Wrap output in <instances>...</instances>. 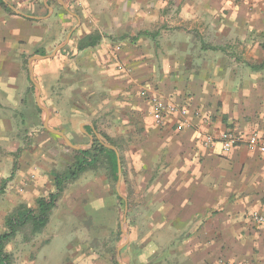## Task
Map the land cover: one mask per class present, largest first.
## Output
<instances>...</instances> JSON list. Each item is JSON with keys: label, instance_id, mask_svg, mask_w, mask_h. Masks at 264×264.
Returning a JSON list of instances; mask_svg holds the SVG:
<instances>
[{"label": "rangeland", "instance_id": "374dc122", "mask_svg": "<svg viewBox=\"0 0 264 264\" xmlns=\"http://www.w3.org/2000/svg\"><path fill=\"white\" fill-rule=\"evenodd\" d=\"M52 1L57 12L72 22L70 27L77 26L71 32L64 31L62 40L71 33L69 40L63 50L54 54L60 43L52 40V35L58 28L54 18L47 21L51 29L42 51L49 57L36 64L35 58L32 59L33 79L38 85L31 79V117L27 132L22 125L25 119L28 122L23 115L28 112L27 106L8 111V114L14 113L15 146L19 145L20 150L15 153L14 186L8 183L9 196L0 197L3 217L0 233L5 227L4 218L20 204L35 208L38 197L55 191L52 173L63 172L73 161V153L65 140L43 124L47 113V123L64 131L73 144L83 149L92 148L97 141L116 147L122 177L115 178L113 165L102 156L99 166L87 170L68 185L42 233L32 235L28 226L7 244L13 264H25L53 236L74 251L77 262L74 264H115L113 245L116 259L123 264H264V245L260 247L258 239L240 237L229 245L227 253L217 252L215 248L206 252L202 250V242L212 245V239L202 240V222L166 219L183 217L185 214H179L184 209L166 204L167 190H154L153 178L157 174L150 179V164L145 168L147 174L143 173L140 165L143 159L134 151V143L143 140L142 133L138 127H128L125 133L123 120H131L134 115L124 110L116 95L108 91L121 89L122 85L128 89L139 83L127 79L130 76L128 50L145 48L147 53L167 54L177 49L184 53L188 48L186 43L192 49V57L188 55L186 61L172 63L178 70L171 73V79L177 80L178 75L187 74V69L197 71L200 65L206 64L220 79L229 75L243 82L248 68L221 52L201 51V41L223 46L228 53L241 55L246 49V54H253L254 44L264 43V0H231L233 7L224 3L215 14L194 13V18L186 14L183 15L186 21L179 7L191 5L202 12L200 7L208 5L205 0H61L75 14L63 11L59 1ZM160 6L165 7L163 13L158 12ZM162 25H182L190 30L165 31L157 45L146 37H142L141 44L130 42V37L146 30V26H155L151 31H156ZM198 27L200 30L195 29ZM91 34L103 36L101 45L81 50V41ZM37 48L31 47L25 58V79L28 59ZM113 50L116 52L111 56ZM256 53L264 55V52ZM119 64L125 70H120ZM148 64L159 72L165 63ZM88 125H93V133L86 130ZM172 209L170 214L168 211ZM250 230L259 236L264 234V228L253 223ZM226 247L223 245L222 249Z\"/></svg>", "mask_w": 264, "mask_h": 264}, {"label": "crops", "instance_id": "0c3cea01", "mask_svg": "<svg viewBox=\"0 0 264 264\" xmlns=\"http://www.w3.org/2000/svg\"><path fill=\"white\" fill-rule=\"evenodd\" d=\"M57 1L59 6L63 5L60 6L63 11L66 9L75 14L63 1ZM205 3L208 5L200 7L202 12L198 11V7L192 8L191 5L182 8L180 6L179 10H182L180 15L190 14L194 18V13L215 14L221 10L224 3L233 7L231 0H205ZM159 11L163 13L165 7L160 6ZM53 18L58 31L52 35V40L60 43L54 51L56 54L55 52L63 50L71 35L68 34L63 41L64 31L70 29L71 32L77 25L74 28L70 27L72 22L67 20L62 12H57L52 0H0V197L5 194L9 196L7 185L12 184L17 172L15 153L20 150L19 145L15 146L14 113L8 114V111H15L20 105L24 108L27 106L28 115L25 112L23 115L28 122L25 119L22 123L27 132L31 117L29 83L32 82V59L35 58L36 64L49 57L42 51L44 49L42 47L45 46L48 31L51 29L48 28L47 21ZM182 18L184 21L187 20L184 16ZM174 28L190 30L182 25L176 27L162 25L157 27L156 31H151L156 27L146 26L144 31L149 34L142 35L137 40L133 39L132 37L140 33L138 32L130 37V42L134 45L141 44L142 37H146L157 45L163 33ZM195 29L200 30L199 27ZM101 43L102 41L98 46L88 48L96 49ZM205 44L218 49H205L203 48ZM184 45L188 46L184 53L178 52L177 49L167 54L147 53L145 48L128 50L130 76H127L129 77L127 79L129 82L139 83L134 87L129 86L128 89L126 85H122L121 89L108 91L116 95L118 103L124 110L134 115L131 120H123L125 133L128 127L135 129L138 127L142 133L143 140L141 143L139 141L134 143V151L143 159L140 162L143 173L147 174L145 168L150 164V179L153 174H157L156 178H153L154 190L160 192L167 190L166 204L184 209L179 214V216L185 214L183 217L166 219L202 222V240L212 239V245L202 242V250L206 252L215 248L217 252L227 253L229 245L238 241L240 237L258 239L260 240L258 245L261 247L264 245V234L259 236L251 231L250 227L253 223L251 213L254 210L264 214V157L258 150L250 149L247 145H237L230 151H224L219 141L207 146L205 140L209 136L217 137L225 129L244 133L257 131L264 134V69L252 67L264 62V55L259 56L256 53L264 52V49H261L264 48V43L254 44L253 54H246L245 49V53L240 55L228 53L227 49L223 50L225 47L208 43L204 39L201 41V51L221 52L248 68L247 77L243 82L240 80L238 82L236 76L229 75L220 79L219 74L206 64L200 65L197 71L187 69V74L178 75L177 80L171 79V73L178 70L172 63L186 61L187 56L192 54L189 44ZM34 46L38 48L34 51L33 57L28 59V74L25 79V58ZM115 52L113 50L110 55H114ZM148 62L165 64L158 72L157 68ZM119 68L125 70L120 64ZM155 97L184 106L190 114L187 117L178 113L169 114L158 123L153 117ZM45 118L46 116L43 117V124ZM89 126L93 129L90 133H93V125L86 127ZM64 134L66 135L65 132ZM135 138L137 140L138 135H135ZM161 203L163 204V201ZM21 206L27 205L20 204L18 208ZM172 211L173 209L168 212ZM8 216L4 218L5 224ZM2 219L0 214V221ZM49 240L45 246L38 247L25 264L76 262L74 251L61 244L57 236ZM223 245L227 247L222 249ZM209 247L211 248L208 249Z\"/></svg>", "mask_w": 264, "mask_h": 264}, {"label": "trees", "instance_id": "16d2710c", "mask_svg": "<svg viewBox=\"0 0 264 264\" xmlns=\"http://www.w3.org/2000/svg\"><path fill=\"white\" fill-rule=\"evenodd\" d=\"M147 34L149 32L143 31L132 38L137 40L142 35ZM102 38L101 34H91L82 41L79 48L82 50L88 47H96L100 44ZM203 48L218 49L215 46L206 44ZM252 67L254 69H264V62L252 65ZM86 130L91 132L93 129L89 126V129ZM71 151L73 153V161L68 165L67 169L63 172L54 171L52 173V183L55 186V191L38 197L35 208L21 206L6 218V228L0 233V264H13L12 254L6 249L7 244L16 237L21 229L28 226L31 228L32 235L42 233L50 221L53 210L58 207V201L68 185L77 180L87 170L99 166L102 156H105V159H108L110 164L113 165L115 178L119 177L117 153L115 150L105 146L104 143L97 141L90 149L71 148ZM111 247L115 264H121L115 256L116 247L114 245Z\"/></svg>", "mask_w": 264, "mask_h": 264}, {"label": "built area", "instance_id": "2783aa9c", "mask_svg": "<svg viewBox=\"0 0 264 264\" xmlns=\"http://www.w3.org/2000/svg\"><path fill=\"white\" fill-rule=\"evenodd\" d=\"M154 110L153 117L156 122H162L169 114L178 113L187 117L190 112L184 106L165 102L161 98L153 99ZM219 141L224 151H230L237 145H247L250 149L258 150L264 157V134L257 131L250 133L238 132L233 129H225L217 137L209 136L205 140V145L209 146ZM253 224L258 227H264V214L258 210L251 213Z\"/></svg>", "mask_w": 264, "mask_h": 264}, {"label": "water", "instance_id": "95a60500", "mask_svg": "<svg viewBox=\"0 0 264 264\" xmlns=\"http://www.w3.org/2000/svg\"><path fill=\"white\" fill-rule=\"evenodd\" d=\"M33 74H34V68H33V66H31V79L34 81V79H33ZM34 83L35 84H37V82L36 81H34ZM45 108V107H44ZM46 109V108H45ZM48 111V110H47ZM47 116H48V113H47V115H46V118H45V121H44V125L46 126V128L49 130V131H51V132H53V133H55V134H57V135H60L61 137H63L64 138V140H65V142H66V144L68 145V146H70V147H72V148H75V149H83L82 148V146H80V145H76V144H73L71 141H70V139L64 134V132H62L61 130H58V129H56L55 127H52L51 125H49L48 123H47ZM106 146H108V147H110V148H112V149H114L115 151H116V153H117V157H118V171H119V173H118V175H119V177H118V180H120L121 179V177H122V165H121V161H120V157H119V154H118V152H117V149H116V147H114L113 145H110V144H105ZM125 199H127L126 197H124ZM127 210H128V206L126 205V214H127ZM124 220H126V216H125V218H124ZM118 253H120V249H118ZM120 262V261H119ZM121 264H123L122 262H120Z\"/></svg>", "mask_w": 264, "mask_h": 264}]
</instances>
